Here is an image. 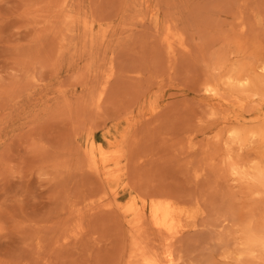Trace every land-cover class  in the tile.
<instances>
[{
	"label": "rangeland",
	"instance_id": "obj_1",
	"mask_svg": "<svg viewBox=\"0 0 264 264\" xmlns=\"http://www.w3.org/2000/svg\"><path fill=\"white\" fill-rule=\"evenodd\" d=\"M0 264H264V0H0Z\"/></svg>",
	"mask_w": 264,
	"mask_h": 264
},
{
	"label": "bare ground",
	"instance_id": "obj_2",
	"mask_svg": "<svg viewBox=\"0 0 264 264\" xmlns=\"http://www.w3.org/2000/svg\"><path fill=\"white\" fill-rule=\"evenodd\" d=\"M159 211H160V210H159ZM165 214H166V213H165ZM155 217H157V215H155L154 218H155ZM161 218H162V217H161ZM156 220H157V219H156ZM158 220H159V219H158ZM164 221H165V219H164ZM158 222H159V221H158ZM166 223H167V222H166ZM163 224H164V222L162 223V225H163ZM158 225H159V224H157V226H158ZM164 229H165V231H167L168 233L171 231L170 226L167 225V224L164 226Z\"/></svg>",
	"mask_w": 264,
	"mask_h": 264
}]
</instances>
